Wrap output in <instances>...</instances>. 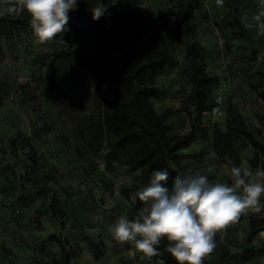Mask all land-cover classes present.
Masks as SVG:
<instances>
[{
	"label": "rangeland",
	"instance_id": "obj_1",
	"mask_svg": "<svg viewBox=\"0 0 264 264\" xmlns=\"http://www.w3.org/2000/svg\"><path fill=\"white\" fill-rule=\"evenodd\" d=\"M180 1L138 0L133 7L151 8L156 16L166 11L172 29L185 21ZM192 2L195 9L191 23L206 51L207 70L216 77L209 93L205 122L210 127L214 124L224 127L227 108L232 103L245 114L264 143V97L261 95L264 94V34L258 35V28L250 27L254 17L264 11V4L261 0H222L219 4L217 0ZM236 17L246 28L245 36L227 25ZM261 19L264 21V17ZM68 29L44 45L34 43L32 29L10 28L1 35L5 53L0 59V82L6 84L9 95L0 101V264H40V259L58 256L60 246L49 239L51 232L79 242L81 252L73 258L72 264H164L153 257H143L130 244L115 242L108 230L121 215L134 218L133 195L150 182V177L126 166L108 171L105 151L80 150L67 122L52 106L48 68L54 51L66 45L72 49L85 48L93 55L102 54V48L92 44L84 20L80 21L78 33L69 26ZM191 38L192 33H189L188 39ZM147 39L148 35L142 38L143 45ZM185 51L186 43H176L172 53L178 60L177 65L149 70L157 85L152 102L173 126L172 132H186L191 127V119L182 104L191 86L186 74L189 60ZM104 83L95 85V92ZM18 131L30 137L38 153L37 174L32 179L23 178L30 162L25 155L28 147L22 145L23 141L17 146L10 142ZM180 152L184 169H193L211 180L228 181L230 165L219 160L210 140L199 137ZM253 155L251 146L242 150V163L251 166L249 159ZM209 167L213 168L212 172H208ZM257 167L264 168V165ZM44 184L57 191L61 199L59 207L64 208L65 216L53 214L50 192L38 195L37 190ZM251 215L241 216L218 233L229 250L225 264H264V229L254 235L251 233ZM32 216L41 221L40 228ZM91 228L100 231L89 235L87 230ZM87 235L104 241L102 257L94 256L85 239ZM248 248L254 252H249ZM221 253V248L216 246L204 264H221Z\"/></svg>",
	"mask_w": 264,
	"mask_h": 264
},
{
	"label": "trees",
	"instance_id": "obj_2",
	"mask_svg": "<svg viewBox=\"0 0 264 264\" xmlns=\"http://www.w3.org/2000/svg\"><path fill=\"white\" fill-rule=\"evenodd\" d=\"M103 3L107 12L98 21L92 19L91 8ZM138 0H78L77 7L68 13V26L74 33L80 31V21L94 45L102 48L101 55L90 54L85 48L72 49L62 45L54 51L48 68V83L53 108L59 117L68 124V129L77 139L80 150L90 152L105 151V167L115 171L117 166H126L131 171L151 177L155 170L169 172L168 185L178 174L188 171L180 163L182 148L190 146L197 138L210 140L220 161L228 162L230 167L240 166L242 150L251 146L254 155L249 159L251 167L264 165V143L251 128L245 114L228 105L225 126L214 124L210 127L204 120L209 106V93L216 77L207 70L206 51L195 34L191 23L195 5L192 0H181L180 9L185 16L183 24L169 27L168 13L158 16L151 8L136 6ZM29 17L26 13L15 17L0 18V59L4 55L1 35L10 28L29 31ZM227 25L239 35L247 34L239 18L228 21ZM192 38L188 39V34ZM148 35L143 45L142 38ZM178 42L186 43V58L189 66L186 74L190 80V90L183 99V109L191 119V127L186 132H172L168 123L156 109L152 97L157 93L154 76L149 70L165 65L174 67L178 60L172 51ZM105 82L98 92L94 87ZM9 95L5 83L0 82V101ZM264 97V94H261ZM23 141L30 160L23 178L32 179L37 174L38 153L30 137L18 131L11 138L12 146ZM51 193L52 212L65 216L64 208L59 207L61 199L57 191L42 185L38 195ZM126 195L129 197L128 189ZM141 203L132 202L131 212L135 216ZM32 219L41 227V221ZM250 231L254 235L264 229V213L250 216ZM49 239L60 246L58 256L50 260L40 259V264H72L73 258L81 252L78 241L71 242L56 232L48 234ZM91 250L96 258L104 255V241L87 235ZM216 246L221 248V264H225L228 248L216 235ZM167 241L162 240L155 260L164 264H177L165 251ZM249 252L254 249L248 248ZM245 258V256H243Z\"/></svg>",
	"mask_w": 264,
	"mask_h": 264
},
{
	"label": "clouds",
	"instance_id": "obj_3",
	"mask_svg": "<svg viewBox=\"0 0 264 264\" xmlns=\"http://www.w3.org/2000/svg\"><path fill=\"white\" fill-rule=\"evenodd\" d=\"M222 0H217L221 3ZM264 4V0H261ZM78 0H0V18L28 15L34 43L44 45L68 31V13ZM98 21L107 12L98 2L90 9ZM264 11L253 19L250 27L264 34ZM213 168L209 167L208 172ZM228 181L211 180L207 175L187 172L172 179L169 172L155 170L150 182L133 195L141 207L134 218L119 216L109 234L119 244H130L143 257L158 256L162 240L165 251L177 264H204L216 247V235L241 216L264 212V168L255 170L246 163L227 169ZM230 181V182H229ZM89 235L99 228L88 229Z\"/></svg>",
	"mask_w": 264,
	"mask_h": 264
},
{
	"label": "crops",
	"instance_id": "obj_4",
	"mask_svg": "<svg viewBox=\"0 0 264 264\" xmlns=\"http://www.w3.org/2000/svg\"><path fill=\"white\" fill-rule=\"evenodd\" d=\"M250 156H251V155H250ZM250 156H249V157H250ZM245 160H246V159H245ZM243 163H246V162H243Z\"/></svg>",
	"mask_w": 264,
	"mask_h": 264
}]
</instances>
